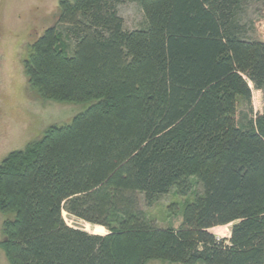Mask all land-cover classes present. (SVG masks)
Listing matches in <instances>:
<instances>
[{"label":"trees","instance_id":"1","mask_svg":"<svg viewBox=\"0 0 264 264\" xmlns=\"http://www.w3.org/2000/svg\"><path fill=\"white\" fill-rule=\"evenodd\" d=\"M138 1L146 26L131 31L122 0H61L29 43L28 89L92 104L0 162L10 264H264V113L238 121L250 83L264 92L248 0ZM195 184L179 229L149 224L140 195L151 207ZM64 212L108 234L70 227ZM231 224L229 239L210 233Z\"/></svg>","mask_w":264,"mask_h":264},{"label":"rangeland","instance_id":"2","mask_svg":"<svg viewBox=\"0 0 264 264\" xmlns=\"http://www.w3.org/2000/svg\"><path fill=\"white\" fill-rule=\"evenodd\" d=\"M60 1L0 0V162L11 152L23 150L28 143L35 142L50 128L69 124L92 104L43 101L26 85L22 61L28 54L29 43L56 24ZM118 12L124 19L126 29L132 31L146 26L138 0H122L118 4ZM242 23L246 39L264 42V1L248 0L243 9ZM60 30L63 31V27ZM250 87L252 111L244 102H240L238 121L241 125H246L250 119L264 113V92L256 90L252 83ZM202 191V186L195 184L192 193L185 198L173 188L151 207L147 206L144 196L140 195V206L152 227L177 230L182 225L185 202L194 200ZM63 216L72 228L94 235L108 234L105 228L88 224L67 212ZM232 227L233 224L223 228L227 235L224 239L230 238ZM2 240L0 215V242ZM0 264H10L1 247ZM149 264L169 263L154 261Z\"/></svg>","mask_w":264,"mask_h":264},{"label":"bare ground","instance_id":"3","mask_svg":"<svg viewBox=\"0 0 264 264\" xmlns=\"http://www.w3.org/2000/svg\"><path fill=\"white\" fill-rule=\"evenodd\" d=\"M225 227L227 228L228 226H225ZM225 227H216V228H213V229L210 230V233L213 234L214 236H216L219 239H224L225 237H227V235L223 231V228H225Z\"/></svg>","mask_w":264,"mask_h":264}]
</instances>
